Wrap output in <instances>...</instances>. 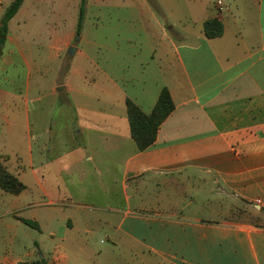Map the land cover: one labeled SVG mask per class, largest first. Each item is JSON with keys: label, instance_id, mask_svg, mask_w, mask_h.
I'll use <instances>...</instances> for the list:
<instances>
[{"label": "crops", "instance_id": "obj_1", "mask_svg": "<svg viewBox=\"0 0 264 264\" xmlns=\"http://www.w3.org/2000/svg\"><path fill=\"white\" fill-rule=\"evenodd\" d=\"M80 1L23 0L8 21L0 156L24 188H0L1 237L34 234L13 264H88L93 233L121 248L110 264H264L246 218L264 217V0H87L77 33ZM162 88L174 109L138 150L126 101L149 114ZM117 194L135 208L104 206Z\"/></svg>", "mask_w": 264, "mask_h": 264}, {"label": "trees", "instance_id": "obj_2", "mask_svg": "<svg viewBox=\"0 0 264 264\" xmlns=\"http://www.w3.org/2000/svg\"><path fill=\"white\" fill-rule=\"evenodd\" d=\"M23 0H13L5 9L0 18V56L8 34V21L19 9ZM87 0H81L77 21V33L80 32L83 19L84 8ZM155 5L154 0H149ZM223 26L217 18H209L203 23V33L207 38H214L221 35ZM127 118L129 122L130 134L138 150H144L151 146L156 138L157 130L161 123L173 111L174 104L167 88H162L157 101L149 114L144 113L131 100L126 101ZM7 157L0 156V188L12 194L20 193L24 186L19 178L8 169ZM26 224L37 228V224L23 219ZM33 264H47L44 259H38Z\"/></svg>", "mask_w": 264, "mask_h": 264}, {"label": "rangeland", "instance_id": "obj_3", "mask_svg": "<svg viewBox=\"0 0 264 264\" xmlns=\"http://www.w3.org/2000/svg\"><path fill=\"white\" fill-rule=\"evenodd\" d=\"M7 75L14 76V82L7 84L8 87L15 86L17 87L21 83V79L23 78L25 72L24 69L21 66H14L7 69ZM212 199H215V196L210 197ZM217 202V199L214 200V203ZM107 204H104V206L108 208H124L126 205L130 206L131 208H135V202L131 198L127 204H125L123 198L121 195H113L109 198L108 201H106ZM13 213H19V212H13ZM192 215H199L202 217H210V212L197 210L192 212ZM218 215V214H214ZM217 217V216H215ZM219 218L222 217V215H218ZM11 218H13V215H11ZM247 219H250L257 223L264 224V217L258 218L253 217L250 215H246ZM25 225H20V228L15 229L16 232H18V239L14 243L8 242V240H4L1 237L2 229L0 228V264H13L15 259H19L22 261L29 260V256H26L27 251L30 249V244H28L27 240L29 238H33V233L26 234L24 231L28 230L27 227H24ZM38 236V235H37ZM29 237V238H28ZM89 241L88 247L89 249L86 250L84 253H81V257H83L86 261H88V264H110V260L112 259L113 262L118 261V254L121 251V248L115 245L113 247L111 238H106L105 236L97 233H93L92 235H89ZM114 248V251H108L107 249ZM5 251H8L9 254H12V256H8L9 258H5ZM121 253V252H120ZM89 254H91V259H89Z\"/></svg>", "mask_w": 264, "mask_h": 264}, {"label": "built area", "instance_id": "obj_4", "mask_svg": "<svg viewBox=\"0 0 264 264\" xmlns=\"http://www.w3.org/2000/svg\"><path fill=\"white\" fill-rule=\"evenodd\" d=\"M215 4H216V7H217L218 10H221V9L225 8L223 0H216Z\"/></svg>", "mask_w": 264, "mask_h": 264}, {"label": "water", "instance_id": "obj_5", "mask_svg": "<svg viewBox=\"0 0 264 264\" xmlns=\"http://www.w3.org/2000/svg\"><path fill=\"white\" fill-rule=\"evenodd\" d=\"M70 49H71V47H70Z\"/></svg>", "mask_w": 264, "mask_h": 264}]
</instances>
